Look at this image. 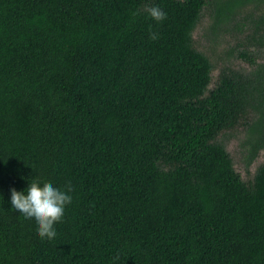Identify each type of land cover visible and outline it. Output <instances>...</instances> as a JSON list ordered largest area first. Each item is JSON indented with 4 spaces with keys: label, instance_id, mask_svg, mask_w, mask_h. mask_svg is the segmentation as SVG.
I'll return each mask as SVG.
<instances>
[{
    "label": "trees",
    "instance_id": "obj_1",
    "mask_svg": "<svg viewBox=\"0 0 264 264\" xmlns=\"http://www.w3.org/2000/svg\"><path fill=\"white\" fill-rule=\"evenodd\" d=\"M208 1L0 0V264H264V162L245 182L217 139L241 123L246 167L264 150V63L208 90ZM212 3L264 47V0ZM28 180L72 188L52 240L9 209Z\"/></svg>",
    "mask_w": 264,
    "mask_h": 264
},
{
    "label": "rangeland",
    "instance_id": "obj_2",
    "mask_svg": "<svg viewBox=\"0 0 264 264\" xmlns=\"http://www.w3.org/2000/svg\"><path fill=\"white\" fill-rule=\"evenodd\" d=\"M209 0L202 9L201 17L191 34L193 47L204 54L212 64L211 81L208 90H211L218 80L221 67L226 66L232 70L249 71L256 65L250 66L244 60L239 58L241 52L259 53V59L256 63H264V47L260 49L255 45L251 38H246L247 28L231 29L229 31L220 30L215 33L212 30L214 4ZM248 11H251L249 8ZM247 11V12H248ZM260 14L258 10L254 11L253 17L257 18ZM247 127L239 124L235 129L222 132L218 136V141L222 142L229 153L235 171L245 182L252 181L258 167L264 162V150L257 158L246 167L242 160L240 145L247 133Z\"/></svg>",
    "mask_w": 264,
    "mask_h": 264
},
{
    "label": "clouds",
    "instance_id": "obj_3",
    "mask_svg": "<svg viewBox=\"0 0 264 264\" xmlns=\"http://www.w3.org/2000/svg\"><path fill=\"white\" fill-rule=\"evenodd\" d=\"M145 10L157 23L167 18V13L158 4L148 3ZM150 38L156 40L159 34L150 32ZM71 193L70 185L61 188L51 182L28 180L22 190H9V209L25 221H31L37 237L52 240L57 236L55 225L62 220L66 206L72 202Z\"/></svg>",
    "mask_w": 264,
    "mask_h": 264
}]
</instances>
